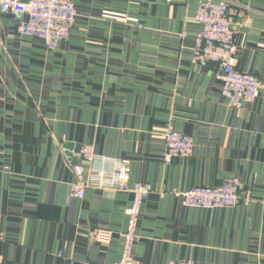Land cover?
I'll return each mask as SVG.
<instances>
[{"label": "crops", "instance_id": "obj_1", "mask_svg": "<svg viewBox=\"0 0 264 264\" xmlns=\"http://www.w3.org/2000/svg\"><path fill=\"white\" fill-rule=\"evenodd\" d=\"M202 0H73L70 36L54 50L0 11V264H114L130 191L70 197L71 163L111 170L128 159L148 183L134 264H264V0H229L236 66L260 81L236 108L217 67L192 61ZM186 32V36L182 33ZM167 127L190 135L188 156L162 158ZM240 181L231 207L186 206L178 192ZM108 230V244L91 231Z\"/></svg>", "mask_w": 264, "mask_h": 264}, {"label": "built area", "instance_id": "obj_2", "mask_svg": "<svg viewBox=\"0 0 264 264\" xmlns=\"http://www.w3.org/2000/svg\"><path fill=\"white\" fill-rule=\"evenodd\" d=\"M229 0H202L198 3L194 20L200 25L194 35L192 61L200 66L214 63L217 77L222 81V95L233 107L240 108L256 99L260 81L251 72L236 66L237 45L235 24L229 15ZM0 11L21 15L18 31L22 35L42 40L47 50H54L67 40L75 23L77 11L73 0H0ZM186 32L182 36H186ZM162 158L169 164L173 157L188 156L193 149V138L171 127L164 131ZM80 162L71 163L74 181L70 184V197H83L88 188H110L132 193L126 209V229L122 233L120 258L114 264H134L132 250L137 239V223L143 202L152 192L148 183L132 181L128 159H116L111 170L96 169L89 165L97 154L92 145L83 144L77 151ZM240 181L227 177L217 186L197 185L177 193L186 206L196 208L231 207L241 199ZM91 238L108 244L111 232L94 230ZM68 264H74L72 259ZM166 264H194L191 259L170 260Z\"/></svg>", "mask_w": 264, "mask_h": 264}, {"label": "water", "instance_id": "obj_3", "mask_svg": "<svg viewBox=\"0 0 264 264\" xmlns=\"http://www.w3.org/2000/svg\"><path fill=\"white\" fill-rule=\"evenodd\" d=\"M19 15V14H18Z\"/></svg>", "mask_w": 264, "mask_h": 264}]
</instances>
